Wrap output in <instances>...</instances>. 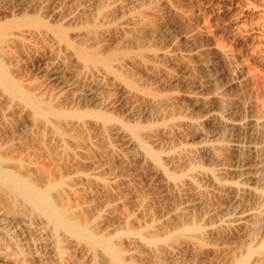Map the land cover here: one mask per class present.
<instances>
[{"label":"rangeland","instance_id":"1","mask_svg":"<svg viewBox=\"0 0 264 264\" xmlns=\"http://www.w3.org/2000/svg\"><path fill=\"white\" fill-rule=\"evenodd\" d=\"M0 17L2 22L9 19L19 22L23 18H38L42 22V27L37 26L45 35L27 42L28 45L25 43L29 48L32 45V49L15 48L11 62L8 60L11 65H17V72L32 87L64 101L77 94L84 100L89 99L90 92L98 94L96 97L100 99L95 106L98 110L106 109L124 123L141 125L146 130L143 133L153 132L155 137L150 145L160 152L168 170L177 171L181 159L177 163L178 160L168 157L178 158L184 153L183 148L205 145L219 152L223 146L238 145L239 153L230 155L223 165H216L204 155H197L194 160L215 169L232 170L222 176L225 181L238 183L243 189L250 186L254 192L243 196V201L238 203L229 199L224 205L207 195L197 202L193 219L198 218L197 221L207 226L230 224L231 232L226 237L205 238L209 249L200 250V245L189 244L187 261L221 264L228 250L231 253L241 246L243 251L253 238H258L260 233L263 235L259 238L264 236V225L260 229L263 232L255 231L253 238L250 236L251 224H255L252 215L258 214L260 205H264L258 197V191L264 189V0H0ZM37 26L24 24L9 32L37 30ZM54 28L63 29L66 38L57 35L58 29ZM107 30L108 35L101 34ZM94 47L99 49L104 61L110 58L109 63H100L101 58L98 63L95 60L89 63L87 59L84 62L78 56L80 48ZM225 102L227 108H221L219 104ZM100 138L91 139L95 148L98 144V150H94L100 156L93 151L98 156L93 159L98 163L74 167L75 174L68 169L62 173L68 172V177L72 173L71 177L84 179V183L86 178L105 179L115 184L113 191L122 193L127 203L143 195L149 205L154 204L159 219L162 215L169 217L175 210L173 205L180 210L195 203L189 199L172 200L175 189L140 151L115 135ZM198 181L204 190L216 188L209 180ZM119 211L122 213L124 209ZM14 218L6 222L5 231L15 234L21 242L36 246L32 264H60L52 244L46 240L44 247L42 234L30 228L24 219ZM3 232L0 230V239L5 243L0 240V244L9 245V238ZM77 251L66 264H87L89 256Z\"/></svg>","mask_w":264,"mask_h":264},{"label":"bare ground","instance_id":"2","mask_svg":"<svg viewBox=\"0 0 264 264\" xmlns=\"http://www.w3.org/2000/svg\"><path fill=\"white\" fill-rule=\"evenodd\" d=\"M37 19L23 18L19 22L9 19L2 22L3 19L0 17V230L4 231L3 234L7 235L10 242L6 241L9 245L0 244V264H32V253H36V246L32 243L30 244L33 246L25 243L24 240L21 242L14 237L15 234L13 236L9 231H5L8 227L6 222L14 217L24 219L30 228L42 234L45 238L42 240L43 246L44 243L47 244V241L52 244L60 264H66L77 250L81 253L85 252L86 256H89V260L86 259L87 264H198L193 262L194 259L192 262L189 259L187 261L188 257L185 259L189 244L194 242L193 245H200L198 249L203 247L209 249L208 244L204 243L205 238H218L222 235L225 236L226 233L228 236L232 225L230 228V224L225 226L223 224L219 227L207 226L201 221H197L198 218L193 219L192 216H195L194 213L197 209L196 204H199L197 202L207 195L210 198L212 196L215 201H218L217 203H225L229 199L238 203L246 194H253L254 189L250 186H245L243 189L238 183L229 182L231 183L229 184L225 181L223 177L227 173H231L232 170L215 169L213 165L212 168L198 162V159L194 160L197 155L200 157L204 155L208 160L210 158L216 162V165L218 163L223 165L229 161L230 155L234 156L233 154L239 153L238 145L223 146L221 151L218 149L219 152H215L214 148L205 145L186 150L183 148L184 153L178 158L172 155L168 157L170 160L181 159V163L179 160L177 162L180 163L177 166V171L174 169V171H170L164 165L160 152L154 150L150 145V141L155 137L151 134L153 132L143 133L146 130H143L141 125L124 123L109 114L108 111L106 112V109L98 110L95 107L98 106L97 101L100 99V97L99 99L96 97L98 94L90 92L87 95L88 100L75 94L76 96L70 98L69 101L66 99L64 101V99H53L38 91L28 83L22 73L17 72V65H11L9 60L12 59L15 48L32 49V45L30 48L27 46L28 43L43 36L44 33L40 32L37 26L42 27V22ZM24 24L37 26V30H32L37 32L21 29V31L15 32L16 34L10 33V29L19 28ZM55 31L62 39L66 38L63 29ZM107 33L108 30L101 34ZM97 49H82L84 50L82 51L80 48L78 56L83 58L84 62L87 59L88 62L95 60V63H98L96 61L101 58V60L99 59L101 63L104 60L103 57H100V53H98L100 51ZM30 54L32 55L31 51ZM109 60L110 58H106L102 63H109ZM226 103L219 105L222 106L221 108H227L228 104ZM150 104L153 106V102ZM157 109V113L162 115V112ZM109 134L110 136L115 135L121 141L140 151L145 156L144 158H148L154 163L153 166L155 165L156 169H159L167 184L175 189L176 195L171 196L172 200L188 201L189 199V202L195 203L187 204L186 208L183 206L184 209L180 210L173 205L174 212H171V215L168 214L169 217L160 213L165 219L162 216L159 219L155 214L156 210H153L154 204L149 205L143 195H137L136 200L131 199L133 202L131 200L128 202L130 206L122 193L120 195L113 191L115 184L113 185L105 179L100 178V181H96L90 180L86 178L89 176H86L84 183V181L82 182L84 179L77 177L75 180L73 175L71 177L70 175L75 174V169L78 167L96 162L93 158L97 159L98 156H94L93 151L96 150H94L95 145L93 146L91 139H95L96 136L103 138ZM99 150L102 148L100 147ZM97 153L98 151H96ZM101 153L103 154L102 151ZM185 153L186 155H184ZM100 159L102 158L100 157ZM67 169L70 172L73 170L72 173L69 172V177L67 171V176L62 173ZM81 170L80 172H83ZM83 174L80 173V175ZM99 176L101 175L99 174ZM197 178L213 182L216 188L213 191L202 189ZM246 180L248 181L249 177ZM244 182L246 181L244 180ZM258 193L259 199H262L263 202L261 204H264V189H261V192L259 190ZM126 205L130 208L128 209ZM260 206V212L252 215L255 220L252 223L255 224L254 226L251 224L252 230L249 228L250 236L252 234L254 236L255 231H262L260 229L264 225V205ZM161 207H159L160 210L163 209ZM121 208L124 209L122 213L121 210L119 211ZM259 235L258 238L251 236L254 241L252 242L253 239H251L249 246L245 244L247 248L243 246L245 248L243 251H240V246L238 250L235 249L238 252L234 250L231 253H228L231 250H228L227 253L224 252L226 254L223 253L225 256L220 263L264 264V236L259 238ZM186 240L187 242H185ZM189 241L190 243H188ZM193 245L191 246L193 247ZM213 253L215 254V252Z\"/></svg>","mask_w":264,"mask_h":264}]
</instances>
